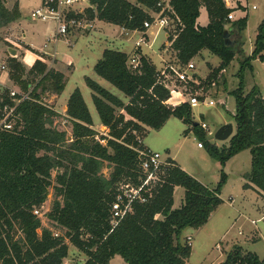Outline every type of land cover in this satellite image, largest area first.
I'll list each match as a JSON object with an SVG mask.
<instances>
[{
  "label": "trees",
  "instance_id": "trees-1",
  "mask_svg": "<svg viewBox=\"0 0 264 264\" xmlns=\"http://www.w3.org/2000/svg\"><path fill=\"white\" fill-rule=\"evenodd\" d=\"M159 2L90 0L93 8L87 15L90 20L145 32L144 22L152 20L150 12H160ZM170 5L183 24L172 45L182 65L208 50L221 61L210 75L213 79L237 58L241 60L240 82L230 93L236 103V111L231 114L236 132L229 147L218 148L207 140L199 125L192 126L189 103L163 84L164 77L143 56L139 72L129 67L131 56L113 50H105L94 67L96 75L129 97L127 105L92 78L85 79L108 137L93 129L92 116L79 89L67 105L70 132L53 126L59 114L41 101V93L49 88L61 95L67 84L64 74L48 70L41 60L27 72L17 58L11 57L10 78L22 91H31L32 100L18 106L16 130L0 132V264H63L69 255L66 240L85 254L84 264H109L116 256L127 264H186L193 250L182 242V233L187 228L204 227L223 205L220 195L228 180L224 171L216 186H206L169 160L175 166L146 188V201L134 200L131 212L113 225V205L121 181L140 186L145 179L135 150L139 147L137 132L144 127L160 130L172 117L191 125L209 156L222 167L249 151L251 170L243 176L247 181L244 189L264 197V96L259 87L247 92L243 76L248 65L252 68L249 61L264 63V19L257 28L252 55L247 57L242 43L241 47L226 44L225 33L235 30L243 37L248 17L228 21L230 10L224 0H171ZM202 7L210 20L206 27L197 25ZM20 17L18 5L9 10L0 0V28ZM26 72L33 81L24 78ZM6 105H13L8 89L0 93V113ZM118 110L125 114H117ZM106 163L112 169L109 177L103 174ZM54 170L61 171L55 181ZM53 182L57 185L56 199L47 217L65 231L64 235L43 227L41 218L34 214L46 203ZM177 187L184 189L185 196L182 206L175 209ZM222 264H264V258L237 247Z\"/></svg>",
  "mask_w": 264,
  "mask_h": 264
},
{
  "label": "rangeland",
  "instance_id": "rangeland-1",
  "mask_svg": "<svg viewBox=\"0 0 264 264\" xmlns=\"http://www.w3.org/2000/svg\"><path fill=\"white\" fill-rule=\"evenodd\" d=\"M4 1L6 3V0ZM34 1L35 0H29L23 5L22 9L24 18L21 22V26L17 28V31H15L13 28H10L9 25L0 28V56L4 54V57L0 59V64H5L7 67H9V60L12 55L8 51V48H15L17 51L28 50L29 48L27 47V45H29V43L31 42L33 29L36 34L38 33L37 31L41 29L42 26L40 24L34 25L37 22H35L31 18V8L34 5ZM245 6L248 7V26L243 33L242 39L237 41L236 46L238 47V44H240L241 47L242 43V48L246 56L249 57L252 55V52L254 50V41L257 28L264 19V0H246ZM253 6H256L257 9L253 10ZM204 13L205 12H203V14ZM236 17L238 19L244 18L243 15L239 13L236 14ZM201 22L204 23V20L201 19L200 23ZM22 29L25 31V33H28L29 37L27 38V40H23L24 44L16 38L17 35L19 38L23 39L24 34ZM234 36L235 35L233 33V35L228 38L229 41L234 40ZM86 40L87 39L85 38L79 39L75 47L59 43L56 48L58 49L57 52L59 54L58 59L64 63H67L66 65H60L57 61H55L54 64L52 63L53 70H60L62 74H64L67 82L65 90L62 93V98L61 96L57 98V95L51 92L49 88L48 90L46 89V91H44L43 93H41V89L38 90V93H41V101L44 104L51 106L52 109L59 114L58 117H54L53 121L55 123L53 126L56 125L57 128L66 130L68 132H70L71 130V124L67 115H65L67 111L63 110V99H66L75 88H83L87 97L89 94H92V90L87 86L84 79L85 75L91 78L92 76H95V73L90 68L91 66L89 67V65L92 64L93 55L89 54L87 48H84L86 46ZM33 43H35L36 45L42 44L43 38H34ZM48 44L50 46L49 51H53L51 50V48L56 45V42L53 41ZM70 51H72V54H70ZM171 54H174V56L176 55L175 58L177 57V53L175 51L171 50ZM50 60L52 61V59ZM69 62L75 63L77 67V70L75 72L74 65L68 64ZM191 62L195 64V70L192 73L194 82H179L175 76H167L164 79V83L171 90H175L180 95H184L185 92L190 90L192 94L197 95L198 98L202 101L213 100L215 102L216 105L214 107L200 105L198 108L192 109L193 119L198 123L205 122L206 124H208L209 131H205V133L207 140L211 144L216 145L220 149L228 148L231 139L225 142L216 141L214 139V134L223 125L229 123H232L234 125L236 132V125L231 116V114H234L236 111V103L235 98L230 95V93L237 89L239 85V71L241 60L237 58L224 71V73L218 75L213 79L210 78V75L220 66L221 63L220 59L217 56L211 54L210 52H201L200 55L194 58ZM253 62L249 61V63L252 65V68L249 67L250 65H248L245 73L243 74V76L245 77V89L247 92L251 91L254 87L264 88V72L261 71L259 63H257L256 65L258 69L256 67H253L255 66L253 65ZM175 63L177 65V69L185 70V65H182L179 61H176ZM27 72L24 78L33 81L34 79L31 76H28ZM135 72H139V70H136ZM6 76L7 82L9 84L8 86H11V88L8 87L4 81V90L12 89L22 91L21 86L11 80L10 73L6 74ZM95 78H97L96 80H99V84L102 87L108 90H112L113 92H111L113 94H122L124 96V93H121V91L111 85L108 81L99 77ZM35 80L38 82L39 78H36ZM191 85L194 86L191 87ZM32 87L34 88L35 84H33ZM89 100L93 114L96 117H99L92 98L89 97ZM121 113L125 114V112L123 111H117V114ZM125 118L126 120H130L128 116H126ZM136 136L138 138V141L140 139L142 140V144L144 142V144L150 147L152 150L159 151L164 158L170 154L172 156H175L178 164L184 166L191 176L197 178L199 181L208 186H216L220 181L222 171H224L228 176L227 182H229V184L223 187L220 197L227 202H229L228 200L230 198H234L237 203L242 200L241 196L243 191L242 187L240 186L241 180L238 177L237 173L250 172L252 157L249 151H244L238 154L229 162H227L224 167H222L219 162L214 161L209 156L206 146L203 145L202 149L198 147L199 143H204L201 142L196 131L193 130V127L191 125L185 124L183 121L175 117L170 118L160 130H154L144 127L140 132H137ZM142 144L139 142L140 146L145 147ZM59 172L61 171L54 170L52 172L54 181ZM111 172L112 169L109 168L108 163H106L105 168L103 169V174L106 177H109ZM127 183L129 182L126 179L121 181V184L125 187H127ZM55 186H57L56 182H53V186L49 189L48 199L44 206L40 209L42 213V216L40 218L42 220L43 227L50 228L55 233L64 235L65 231L58 229L56 224L47 217V214L51 212L54 200L56 199ZM183 194V188L179 189L176 193V205L182 203L181 199L183 198ZM220 212L221 213H217L211 219L209 225L207 226V229H202L197 233H193V231L183 232L181 236L182 242L192 246L194 245V248H192L193 252L191 254V257L186 264H222L224 261L222 263L220 262L223 260V258L226 259L227 254L237 247L242 248V250H245V247L247 251L256 253L261 259L264 258V221H259L256 225H253L251 223L252 220L258 221L260 215H256L253 212H246L245 214L242 212V214L237 211L236 204H234L233 208L227 203L225 206H223L222 211ZM256 229H259L260 232V236H258V239L253 238L252 242H246L251 238V235L256 232ZM227 231H230L228 236L221 240L223 235ZM240 232H242V236H240ZM188 234L190 236H187ZM189 237L191 238L190 241L188 239ZM236 238L239 240V242L242 241V243L235 244V242H233L232 244H230L226 242L229 239L236 240ZM66 243L69 245V255L67 259L64 260L63 264H84L87 259L85 254L72 246L68 240H66ZM221 255L223 256V258L221 257ZM109 264L127 263H125V261L120 256H116L111 260Z\"/></svg>",
  "mask_w": 264,
  "mask_h": 264
},
{
  "label": "built area",
  "instance_id": "built-area-1",
  "mask_svg": "<svg viewBox=\"0 0 264 264\" xmlns=\"http://www.w3.org/2000/svg\"><path fill=\"white\" fill-rule=\"evenodd\" d=\"M245 1L246 0H224L226 8L230 10L227 17L228 21L234 22L239 20L236 17V14L238 13L243 15V17L248 15V7L245 6ZM91 8L93 7L90 0H43L42 4L33 10L31 18L34 21L55 23L56 33L53 39H58V37L67 36L69 33L74 31L88 32L94 30L95 20H90L87 15V10ZM158 8L160 9V12H150L152 20L145 21L143 26L145 31L150 30L153 27H158L164 31L167 37L166 50H168L172 48L174 41L181 32L183 24L170 3L166 4L159 2ZM252 9L256 10L257 7L253 6ZM145 42L146 40L144 37L138 41L137 47L140 48ZM141 57L142 56L138 51L130 57L128 65L133 71L140 69ZM7 70L10 71L5 64H0V93L4 90L3 87H5L4 80L2 79L3 73H10ZM167 70H170V72L167 73ZM194 70L195 64L193 62H189L185 65V70L177 69V65H175L167 67L165 71L159 72V74L163 76L164 79L167 76H175L179 82H194L192 74ZM164 79L163 84L166 85L164 83ZM166 87L169 88L167 85ZM174 92L176 91L174 90ZM9 93L13 105H6L1 110L0 132H14L19 121V117L16 114L18 106L22 102L32 100L31 91L25 92L10 89ZM180 96L189 103L192 109H196L200 105L208 107H214L216 105L213 100H200L198 96L192 94L190 90ZM199 126L204 131H209V126L205 122L199 123ZM95 131L100 136L108 137V129L105 132L98 130ZM97 140L103 145L106 144V141L100 140L99 137H97ZM138 142L142 144V140L139 139ZM198 147L203 148L201 143L198 144ZM135 150L138 154L139 166L145 175V179L142 181L140 186H136L131 181H128L129 183H127V187L120 183V193L117 197V201L113 205V225H115L118 220L122 219L128 212H131L132 202L134 200L139 199L141 202H145L146 198L143 197V192L147 191L146 188L151 186L153 183L158 182L160 175L163 174L164 171L175 166L173 162L168 159H164L160 152L151 150L147 147H142L140 145ZM34 214L38 217L42 216L40 209L35 210ZM259 221L261 220H252L251 223L256 225ZM239 234L242 235L241 232ZM188 239L189 241L191 240L190 237Z\"/></svg>",
  "mask_w": 264,
  "mask_h": 264
},
{
  "label": "crops",
  "instance_id": "crops-1",
  "mask_svg": "<svg viewBox=\"0 0 264 264\" xmlns=\"http://www.w3.org/2000/svg\"><path fill=\"white\" fill-rule=\"evenodd\" d=\"M27 1H29V0H27ZM27 1L26 0H6L5 5H6V7L8 9L12 10L13 7L16 6V5H18V7H19V11H20L21 17L17 21H15V22H13V23H11L9 25V27L13 28L15 31H17V28L21 26V22H22V20L24 18L23 9L22 8H23V5ZM160 1L163 2V3H166V4H169L171 2V0H168V1L160 0ZM42 2H43V0H35L34 1V5L31 8L32 12H33V10L38 8L42 4ZM203 12H205V13L203 14ZM201 19L204 20V23H202V22L200 23ZM35 22H37V23L34 24V25L40 24L42 27H41L40 30L37 31L38 32L37 34L35 33V31L33 29V36L31 37V42L29 43V45H27V47L29 49L28 50H19V51H17V55L16 56H11L12 58L19 59V61L25 66V68L28 71L34 66V64L36 63L37 60L43 61L46 65L50 64L49 66H47L48 70H53V64H54L55 61L59 62L60 65H66L67 63H64V62H62V61H60L58 59V55L59 54L57 52L58 49H56L58 44L59 43H63V44H66L68 46L70 45L72 47H75L77 45V43H78V40L82 39V38L87 39L86 43H85L86 46L84 48H87V51H89V54L93 55L92 64L89 65V67L91 66L90 68H91V70L93 72H94V67L101 60L105 50L119 51V52L126 53L129 56H132L135 52L138 51L141 54V56L145 57L156 68V70L158 72H163V71H165V69L167 67L176 65L175 62L177 61V57L175 58L176 55L174 56V54L173 55L171 54V50H173L172 48L166 50V47H167L166 34H165L164 31H162L158 27H153L152 29L147 30L145 32L144 31L143 32H141V31H130V30H127V29H125L123 27H120V26H116V25L108 24V23L103 22V21L95 20L94 21L95 29L92 30V31H88V32H75L74 31V32L69 33L67 36L60 37V38L58 37V39H53L54 35L56 33V25H55V23H53V22H42V21H35ZM209 22H210V20H209V16H208L207 10H206L205 7H202L201 8V15H200V17H199V19L197 21V25L199 27H206L209 24ZM22 31H23V34H24L23 39L19 38L16 35V33H15L16 38L19 39V41H21V43H23V40L25 41V40H27V38H29L28 37V33H25V31L23 29H22ZM144 37H145L146 42L144 44H142V46L140 48L137 47L138 41L141 40ZM34 38H36V39L43 38V43L36 45L35 43H33ZM62 38H65V39H62ZM53 41L56 42V45L51 48V50H53V51L50 52L49 51L50 50V46H49L48 43H51ZM44 42H48V43H44ZM202 52L203 53H209L208 50H204ZM70 54H72V51H70ZM3 57H4V54L0 56V59H2ZM207 57H208V55H207ZM50 59H52V61ZM257 63L260 64V69H261V71L264 72V63H261L258 60H255L253 62V65H255L253 67L257 68V66H256ZM68 64H73L74 65V67H75L74 72L77 70V67H76L75 63L69 62ZM56 71L61 72L58 69H56ZM6 74H8V73H6V72L3 73L2 79L5 81L6 85L8 86L9 84L7 82ZM94 75L95 76H92V79L94 81H96V82L98 81L97 83L99 84L100 83L99 80H96L97 78H95V77H99V76L96 75V74H94ZM86 77H88V76L85 75L84 79H86ZM99 78H101V77H99ZM8 87L11 88V86H8ZM76 89H79L81 91V93L83 95V98H84V100H85V102H86V104L88 106V109L90 111V114H91L92 120H93V124H94L93 129L94 130H98V131H104V132L107 131V129L101 123L100 117H96L93 114L92 110H91L92 108H91L90 103H89V101H90L89 97L92 98V100H93V92H92V94H89L88 97H87V95H85V92H84L83 88L82 89L75 88L69 94V96L66 99H63V103H64L63 110L67 111L68 101H69L72 93ZM260 89H261L262 95L264 96V88H260ZM106 90H108V89H106ZM108 91L110 93L113 92L112 90H108ZM113 95L116 96L117 98H119L121 101H123V103L126 104V105L130 101L129 97H127L125 94H124V96L122 94H120V95L119 94H113ZM60 96L62 98V94L61 95H57L56 97L59 98ZM143 145L145 147L151 149L150 147L146 146L144 144V142H143ZM200 149H202V148H200ZM157 152H159V151H157ZM164 159L172 160L178 167H180L182 170H184L185 172H187L189 174V172L187 171V169L184 166H181V165L178 164L175 156H172L170 154L167 157H165ZM246 173H248V172L237 173L238 177L241 180L240 186L242 187V191H243L242 192V196H241L242 200L237 203V201L234 198H230L228 200L229 202H227L226 200L222 199L224 201L223 205L220 206L212 214L211 218L209 219V222L211 221V219L217 213H221L220 211H222V208H223V206L226 205V203L231 205V207H233V208H234V204H236L237 211H239L240 213L243 212L245 214L246 212H249V213L253 212L256 215H260L258 220L264 221V219H263L264 218V197L262 195H260L258 192H256L255 190H252V189L245 190L244 189V186L247 184V181L244 179L243 176ZM201 183H203V182H201ZM228 184H229V182H227L226 186ZM204 185H206V184H204ZM206 186H208V185H206ZM179 189H181V187L175 188V193H174V208L175 209H178V208H180L182 206L183 200H184V196H185V191H184L183 198L181 199L182 203L179 204V205H176V203H175V195H176V193L178 192ZM230 200H231V202H230ZM209 222L204 227H202V228H200L198 230L187 228L183 232L193 231V233L194 232L197 233V232H199L202 229H207V226L209 225ZM229 232L230 231H227L223 235L221 240L226 238L228 236ZM187 236H190V235L188 234ZM240 236H242V235H240ZM258 236H260V232H259V229H256V232L253 233L251 235V238L249 240H247L246 242H252V239L253 238H257L258 239ZM226 242L230 243V244H232L233 242H235V244L242 243V241L239 242V240L237 238H236V240L229 239ZM192 248H194V245L192 246ZM244 249L247 251V249L245 247H244ZM221 257L223 258L222 255H221ZM224 260H225V258H223V260L220 263H222Z\"/></svg>",
  "mask_w": 264,
  "mask_h": 264
},
{
  "label": "water",
  "instance_id": "water-1",
  "mask_svg": "<svg viewBox=\"0 0 264 264\" xmlns=\"http://www.w3.org/2000/svg\"><path fill=\"white\" fill-rule=\"evenodd\" d=\"M231 33H234L235 36H234V40L229 41L228 38L231 36ZM241 38L242 36L235 30H230L225 33L226 44L231 47H234L237 41ZM8 51L10 52L12 56L17 55V50H15L14 48H9ZM198 125H199L198 122L193 121V125H192L193 127H197ZM234 133H235V127L232 123H229V124L223 125L221 128H219L216 131V133L214 134V139L216 141L225 142L231 139L234 136Z\"/></svg>",
  "mask_w": 264,
  "mask_h": 264
}]
</instances>
